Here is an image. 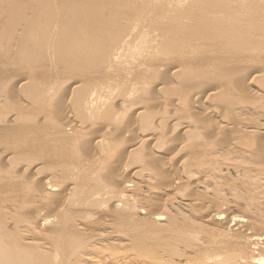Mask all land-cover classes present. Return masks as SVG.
Returning a JSON list of instances; mask_svg holds the SVG:
<instances>
[{"label": "bare ground", "instance_id": "6f19581e", "mask_svg": "<svg viewBox=\"0 0 264 264\" xmlns=\"http://www.w3.org/2000/svg\"><path fill=\"white\" fill-rule=\"evenodd\" d=\"M0 264H264V0H0Z\"/></svg>", "mask_w": 264, "mask_h": 264}, {"label": "rangeland", "instance_id": "374dc122", "mask_svg": "<svg viewBox=\"0 0 264 264\" xmlns=\"http://www.w3.org/2000/svg\"><path fill=\"white\" fill-rule=\"evenodd\" d=\"M202 104H204V103H202ZM206 104V103H205ZM168 111H169V108L167 109ZM173 168H176V166H174ZM181 192L182 193H184V194H189V193H191V191L189 190V189H181ZM237 214L238 215V213H239V215H241V211H240V209H239V211L238 210H236V212H234V214ZM235 214V215H236ZM218 227V226H217ZM216 228V227H215Z\"/></svg>", "mask_w": 264, "mask_h": 264}]
</instances>
